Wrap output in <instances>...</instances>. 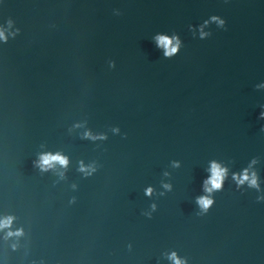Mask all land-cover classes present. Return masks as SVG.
<instances>
[{
  "label": "water",
  "instance_id": "95a60500",
  "mask_svg": "<svg viewBox=\"0 0 264 264\" xmlns=\"http://www.w3.org/2000/svg\"><path fill=\"white\" fill-rule=\"evenodd\" d=\"M0 29V264H264V0H0Z\"/></svg>",
  "mask_w": 264,
  "mask_h": 264
},
{
  "label": "clouds",
  "instance_id": "9594fccd",
  "mask_svg": "<svg viewBox=\"0 0 264 264\" xmlns=\"http://www.w3.org/2000/svg\"><path fill=\"white\" fill-rule=\"evenodd\" d=\"M221 23H223V21H221ZM0 39H6V36L2 29H0ZM157 41H158V46L166 47L167 50L165 54L167 56H172L179 51V41L178 40L173 41L171 38L161 36L157 38ZM173 43H175V47L171 46ZM261 118L264 119V113L261 114ZM55 164L67 166L68 160L66 157H63L59 154L43 155L41 157L39 166L43 170H47L48 168L54 167ZM227 171L228 170L224 168L223 166H221L219 163L212 162L211 168H210L211 178L209 181L206 182L208 185H210V187H206V191L210 193L213 190L222 189L224 180L227 176ZM237 179L239 180L241 184H243L245 181H248L251 184V186H257V179L255 177V174H252L250 177L247 170L244 172L242 179H240L239 177H237ZM151 193H152V189H148L147 194L151 195ZM198 203L204 210H207L208 208L212 206L213 201L207 197H203L198 200ZM11 222H12V218H6L3 221H0V228L9 227ZM21 234L22 232L15 233V235H21ZM9 235H13V233H9ZM171 259L175 262V264H183V262L179 260L175 254L172 255Z\"/></svg>",
  "mask_w": 264,
  "mask_h": 264
}]
</instances>
